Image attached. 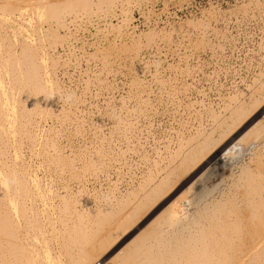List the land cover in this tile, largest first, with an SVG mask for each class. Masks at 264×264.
<instances>
[{
    "label": "bare ground",
    "instance_id": "6f19581e",
    "mask_svg": "<svg viewBox=\"0 0 264 264\" xmlns=\"http://www.w3.org/2000/svg\"><path fill=\"white\" fill-rule=\"evenodd\" d=\"M140 1L0 0V264H264V69L214 102L197 71L171 80L156 69L177 123L157 140L150 121L162 97H151L132 22ZM184 31L144 36L158 52L160 38L169 50L190 42ZM78 49L100 62L91 75L109 92L108 134L77 93L66 100L61 76L71 79ZM127 65L116 110L108 76ZM92 181H105L104 196Z\"/></svg>",
    "mask_w": 264,
    "mask_h": 264
},
{
    "label": "rangeland",
    "instance_id": "374dc122",
    "mask_svg": "<svg viewBox=\"0 0 264 264\" xmlns=\"http://www.w3.org/2000/svg\"><path fill=\"white\" fill-rule=\"evenodd\" d=\"M133 4L132 22L136 26L135 33H140L138 45H135L142 47V57L148 63L145 79L149 83L152 99L159 97V95L162 97V101H160L162 103L158 105L157 109L162 110L163 113L154 115L150 121V123L152 122V126L150 125L151 132L157 140L166 136L173 138L177 132V123L168 116L172 113V106L164 102L163 94L160 93L157 84L152 81L156 69L159 72L157 75L163 79L171 80L184 79L179 73L186 68L194 72L197 71L194 82L197 83L198 89L205 91L206 100L212 102L218 100L217 93L219 90L224 97L223 99L228 100V93L233 90L234 85H242L243 87L250 85L254 77L264 69V58H261L264 57V0H144L137 5L135 2ZM189 21L192 23L189 24ZM116 22V19L112 20V23ZM178 24L180 25L175 29L174 25ZM203 24L208 26L204 39L200 36V29L203 28ZM186 29L191 30L193 39L190 42L185 41L178 48L173 47L171 50L168 49L166 37L160 38L161 49L155 52L149 47L144 36L152 30L161 36L168 33L174 36L178 32H185ZM91 31L93 33V30ZM82 34L89 42L96 40L92 34ZM108 36L111 37L110 33ZM108 36L106 38L100 37L101 46L104 48L108 45ZM87 50L92 53L90 47ZM128 50L125 49L124 51ZM67 52V50L58 47L59 54L64 55ZM80 52L82 51L79 49L74 52L76 60L72 61L71 67H67L69 73L72 74L71 79H68L67 76H61L62 81L66 88L68 86V93L74 95L77 93L75 96L81 97L82 102L79 106L83 113L85 112V118L90 119L91 122L96 118L95 116H98L99 125H102L100 128H103L101 131L108 134L112 122L108 116L101 114L105 111L107 102L105 98L109 96V92L99 90L96 79H94L99 73L98 69L101 68L100 62L91 56L82 58ZM119 53L122 54L121 51ZM75 63H77V67L74 65ZM117 69L116 73H113L114 76H108V80H112L115 85L113 95L116 99L112 102V106L119 110L117 98L127 95L130 75L127 71L128 65L127 67L120 66ZM91 74L94 75V78ZM86 80H89V83L85 89L84 82ZM186 80L189 82L190 78ZM215 88H219L217 92ZM91 116L94 117L91 118ZM149 141L150 144H153L155 140L151 137ZM134 161L137 163L135 158ZM230 161L232 162L233 159H230L228 164ZM139 167L138 170H135L136 174H139L144 168L142 165ZM97 182H89L87 187L92 188L95 185L98 194L102 196L106 193L105 187L107 185H105V181H100L103 185H99L100 182ZM125 185L122 183L119 187L123 189ZM71 187L75 189L76 186L72 185Z\"/></svg>",
    "mask_w": 264,
    "mask_h": 264
},
{
    "label": "clouds",
    "instance_id": "9594fccd",
    "mask_svg": "<svg viewBox=\"0 0 264 264\" xmlns=\"http://www.w3.org/2000/svg\"><path fill=\"white\" fill-rule=\"evenodd\" d=\"M51 97H53V96H48L47 98H51ZM73 97H74V94L69 93L66 95V100L71 101L73 99Z\"/></svg>",
    "mask_w": 264,
    "mask_h": 264
}]
</instances>
